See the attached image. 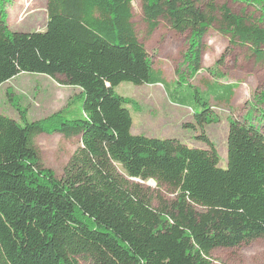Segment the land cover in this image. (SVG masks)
Instances as JSON below:
<instances>
[{
	"label": "trees",
	"instance_id": "obj_1",
	"mask_svg": "<svg viewBox=\"0 0 264 264\" xmlns=\"http://www.w3.org/2000/svg\"><path fill=\"white\" fill-rule=\"evenodd\" d=\"M142 1L148 35L161 20L189 34L174 81L153 67L132 0H48L47 26L34 32L12 31L0 9V87L30 73L81 91L41 120L8 92L19 118L0 112V264H223L215 250L264 239V130L229 117L220 166L205 128L238 84L221 81L223 59L206 69L219 79L205 89L191 81L204 69L210 29L264 64V0H243L262 5L259 21L218 0ZM122 82L162 84L174 104L192 109L186 127L210 149L135 134L134 101L116 92ZM40 134L81 136L61 177L43 162Z\"/></svg>",
	"mask_w": 264,
	"mask_h": 264
},
{
	"label": "rangeland",
	"instance_id": "obj_2",
	"mask_svg": "<svg viewBox=\"0 0 264 264\" xmlns=\"http://www.w3.org/2000/svg\"><path fill=\"white\" fill-rule=\"evenodd\" d=\"M47 2L48 0H0V9L5 11L12 31H43L48 19ZM218 3L226 4L234 12L244 13L257 21L263 15L262 5L249 4L243 0H218ZM142 4V0H132L133 23L138 37L145 44L153 67L162 70L167 81H174L178 78L176 70L185 69L183 60L189 45V34L179 33L166 21L161 20L154 33L148 35ZM220 59L223 60L218 66V72L225 74L221 81L238 84L231 104L219 105L216 109L220 115L219 122L205 128L207 137L215 144L220 156L219 164L223 167L226 165L227 157L229 117L240 121H247V117L252 118L251 122L264 130V115L261 112L264 109V64L255 60L248 47L231 46L227 36L210 29L204 38L202 56L204 69L191 81L205 89L206 80L219 79L206 69L216 68ZM167 90L170 93L168 87ZM9 91L11 97L28 110V115L33 120H41L61 111L81 93L79 88L60 84L58 80L43 74H20L0 87V112L17 119L19 114L15 103L11 104ZM116 92L134 101L130 109L134 125H137L134 128L135 133L140 131L149 136L178 138L190 146L210 149L206 143L197 139L202 133L200 130L186 127V124L193 122L192 109L174 105L172 97L167 95L162 84L136 85L122 82L116 87ZM79 105L80 101L75 103L73 108ZM194 107L198 109L195 105ZM35 142L41 151L45 166L61 177L71 156L81 146V136L66 138L61 134H40ZM145 185L157 187L150 182ZM164 195L171 196L168 192ZM213 256L217 262L223 264H264V239L243 243L236 248H219L213 252ZM81 264L90 263L81 260Z\"/></svg>",
	"mask_w": 264,
	"mask_h": 264
},
{
	"label": "crops",
	"instance_id": "obj_3",
	"mask_svg": "<svg viewBox=\"0 0 264 264\" xmlns=\"http://www.w3.org/2000/svg\"><path fill=\"white\" fill-rule=\"evenodd\" d=\"M174 105H176V104H174ZM179 106V105H178ZM137 125L135 124L134 125V127H133V132H134V128L136 127ZM140 125H138V127H139ZM139 129H141V126L139 127ZM135 133V132H134ZM135 134H144V133H140V131L138 132V133H135ZM144 135H147V134H144ZM147 136H149V135H147ZM159 137V136H158Z\"/></svg>",
	"mask_w": 264,
	"mask_h": 264
},
{
	"label": "water",
	"instance_id": "obj_4",
	"mask_svg": "<svg viewBox=\"0 0 264 264\" xmlns=\"http://www.w3.org/2000/svg\"><path fill=\"white\" fill-rule=\"evenodd\" d=\"M149 182L151 185L156 184V182L154 180H150Z\"/></svg>",
	"mask_w": 264,
	"mask_h": 264
}]
</instances>
